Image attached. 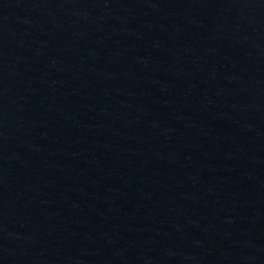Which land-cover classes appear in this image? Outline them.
Segmentation results:
<instances>
[{"label": "water", "instance_id": "water-1", "mask_svg": "<svg viewBox=\"0 0 264 264\" xmlns=\"http://www.w3.org/2000/svg\"><path fill=\"white\" fill-rule=\"evenodd\" d=\"M0 264H264V0H0Z\"/></svg>", "mask_w": 264, "mask_h": 264}]
</instances>
